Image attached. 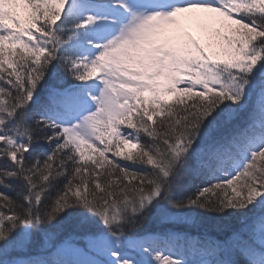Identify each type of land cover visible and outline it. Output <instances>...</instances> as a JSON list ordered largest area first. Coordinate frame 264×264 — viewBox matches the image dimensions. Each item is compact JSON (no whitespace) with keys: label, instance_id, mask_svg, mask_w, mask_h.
<instances>
[{"label":"snow or ice","instance_id":"6c2138e0","mask_svg":"<svg viewBox=\"0 0 264 264\" xmlns=\"http://www.w3.org/2000/svg\"><path fill=\"white\" fill-rule=\"evenodd\" d=\"M0 264H264V0H0Z\"/></svg>","mask_w":264,"mask_h":264},{"label":"trees","instance_id":"16d2710c","mask_svg":"<svg viewBox=\"0 0 264 264\" xmlns=\"http://www.w3.org/2000/svg\"><path fill=\"white\" fill-rule=\"evenodd\" d=\"M46 144H41L38 151L46 149ZM202 177H196L193 180V185H199ZM195 190V187L192 189ZM15 195V193H11ZM190 194V193H189ZM237 220L235 216H228L220 218L212 213H202V210H198L192 214V219L189 221H163L156 216L145 222L141 235H160L165 233L175 234L178 237L176 246L179 251L183 252L184 257L191 261H197L200 259L186 241L194 242L196 239H203L208 236L224 238L235 227H237ZM97 226H92L86 229H80L83 231H94ZM78 225L73 220H65L55 231V237L52 243L58 241L64 235L77 230ZM43 239V237H41ZM46 247L48 245H45ZM83 247V244H81ZM37 249H33V252ZM92 253V252H91Z\"/></svg>","mask_w":264,"mask_h":264},{"label":"rangeland","instance_id":"374dc122","mask_svg":"<svg viewBox=\"0 0 264 264\" xmlns=\"http://www.w3.org/2000/svg\"><path fill=\"white\" fill-rule=\"evenodd\" d=\"M23 13V9L20 10ZM188 31H190L192 33V35L199 40L201 43L205 44V45H209L210 44V38H209V32L208 29L201 23H193L188 25L187 28ZM213 47H215L213 45ZM179 87H183V85H179ZM166 99L171 100L172 97L171 96H166ZM127 147H131V145L127 146ZM86 259L90 258V259H106L107 257L104 256L102 253L100 252H89L87 253V255L85 256Z\"/></svg>","mask_w":264,"mask_h":264}]
</instances>
